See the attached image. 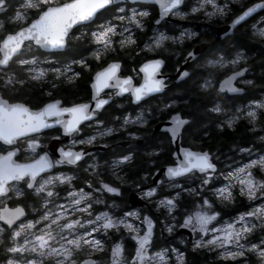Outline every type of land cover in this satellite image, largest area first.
Masks as SVG:
<instances>
[{
  "label": "snow or ice",
  "instance_id": "obj_1",
  "mask_svg": "<svg viewBox=\"0 0 264 264\" xmlns=\"http://www.w3.org/2000/svg\"><path fill=\"white\" fill-rule=\"evenodd\" d=\"M115 3L116 0H70L53 6L50 0H17L16 10L11 19L28 22L17 30L0 36L2 40L0 51L3 52V58L0 59V141L12 145L17 137L36 133L53 125H60L63 134L72 137L82 130V122L88 121L89 127L92 123L97 126L95 133L81 139H70L69 145H91L97 136H107L117 130L103 126L105 122L97 117L98 111L109 102L113 94L108 92L104 94L106 98L101 97L100 92L103 88L117 89L116 95L131 92L133 99L140 101L150 93L159 92L165 87L164 78L162 76L157 78L156 75L163 60L156 58L141 64L139 71L144 76L143 82L138 86L133 84V77L119 75V61L111 60L98 67L93 73L90 101L67 105L62 104L60 99L52 98L36 109L20 101L12 102L14 94L29 81H47L51 89H56L59 83L74 84L81 76V71L75 70L73 64L80 65L83 69L90 67L85 58L72 60L59 67L51 65L42 67L41 65L47 61H41L34 54L24 51L33 44L38 48L60 50L68 47L73 40L87 38L88 42L95 45L90 54L97 62L108 53L115 52L117 46L120 49L135 46L136 37L133 33L137 29L144 28L143 17H147L149 13L143 9L125 11L124 8L117 7L115 14H112ZM183 3L184 0H168L167 3L161 4L162 17L169 12L172 15L183 16L185 13L180 11ZM237 3L238 0H224L222 4H218L216 0H202L200 7H192L191 12L199 11L206 4L211 5V11L205 12L207 16L224 17L231 12L232 18L227 31L232 32L246 25L248 18L258 9H264V0L230 7V4ZM8 7V0H0V11ZM103 13L112 14V19H102L100 23H96L97 17L102 16ZM112 20L119 23H113ZM156 23H159V20ZM73 25H78V28L72 29ZM92 25L94 27H88ZM79 28L87 30L81 32ZM252 28L253 36L264 42V27L257 28L253 24ZM187 35L191 37L195 33H187ZM115 37L119 38L114 39ZM184 37L185 33L170 36L163 32L156 33L154 30L153 36L145 40L143 48L139 50L156 51L167 41L176 43ZM26 56L30 58H25ZM186 59L196 61L198 56L188 52ZM245 59L242 49L235 51L232 59H227L224 55L207 59L206 63L200 66L212 71H207L206 76L202 75L203 82L198 87L201 89L212 87V77L216 70L227 65L235 67ZM13 63L19 65L20 72L12 67ZM49 72L53 73L51 80H48ZM244 72V68L233 71L231 75L226 76L222 87L226 85L227 90L231 92L242 91L233 87L232 81L243 76ZM178 75L181 78L188 77L189 72L185 69ZM246 83L251 82L246 81ZM47 94L53 96L51 90ZM211 111L223 113L224 109L219 103H214ZM241 116L247 120L250 130L255 131L260 126L264 131V100L251 101L246 111L237 108L234 114L225 116L217 126L223 128L226 125L232 128ZM170 119L172 126L167 131L171 133V138L175 142L180 126L187 121L182 119L179 113L173 114ZM143 122L145 121L140 115L135 117L125 115L122 117L120 127ZM258 138L264 140V136ZM35 146L36 140L29 138L28 147L34 151ZM15 151V148L4 150V154L0 155V201L10 200L12 194L17 198L35 195L39 197L45 210L38 219L19 222L18 218L24 216V208L19 203L14 208H9L7 204L0 207V243L8 254L6 264H44L48 258H51V264H98V260L92 258L93 254L105 251L104 237H108L113 231L121 233V236L108 249L106 264H168L167 249L150 251L154 226L150 216L144 215L141 218L140 212L135 209L115 216L108 210L93 208L94 203H103L99 197L93 198L94 193L120 192L118 186H114L101 176L97 170L99 165L94 160L84 167L88 177L84 178L82 183L86 188L74 186L72 183L74 176L63 171L39 175L46 169H52L54 165H78V162H83L86 156L92 159L87 151L74 150L71 146L66 148L62 145L57 149L59 157L54 161L49 159L48 153H44L30 163L14 161ZM179 151L183 159L175 162L174 166L171 164L167 166L163 175L172 178L183 174L194 175L196 172L202 174L198 188L195 186L181 188L179 184L173 185L193 198L184 204L187 214L183 216V222L179 225L181 228H190L194 234H199V238L193 241V248H207L209 251L219 249L217 257L225 262L250 264V257H255L256 264H264V235L256 240L249 239V236L257 230L264 232V199H261L264 198V176L259 175L264 173V155L253 156L251 149L240 148V152H246L248 156L243 157L239 165L230 168L226 173H218L209 152L193 151L188 148ZM173 155L175 156L176 153ZM131 160L132 154L129 152L120 155L111 163V175L121 183L124 182V178L118 175V172L122 165ZM217 175L223 176V181L218 186H209L210 179ZM92 177H95V183ZM20 181L25 185L23 190L17 187L16 183H12ZM57 185H67L62 189L63 197L61 192L56 191ZM234 190H238L239 194L249 201L261 199V202L251 204L229 220L218 221L217 217L220 213L214 205L217 202L225 205L232 203L235 199ZM181 191L156 200L157 209L163 207L168 215L173 214L179 206ZM156 192V187H150L147 191H142V195L152 198ZM197 197L199 199H196ZM77 213L80 215H76ZM172 219L175 220L174 215ZM213 221H216L215 226H210ZM173 227V224L165 225L168 232H172ZM22 232L26 234L22 236ZM5 233H7L6 242ZM123 233H127L130 239L135 241L134 250H126L122 243ZM172 252L176 254L178 262H182L183 253L176 249H172Z\"/></svg>",
  "mask_w": 264,
  "mask_h": 264
},
{
  "label": "flooded vegetation",
  "instance_id": "obj_2",
  "mask_svg": "<svg viewBox=\"0 0 264 264\" xmlns=\"http://www.w3.org/2000/svg\"><path fill=\"white\" fill-rule=\"evenodd\" d=\"M68 1L70 0H55L50 1V3L53 6H57ZM167 2L168 0H116L115 5L112 7V14H115V9L117 7H122L125 11L130 9H143L148 11L149 15L143 17L144 28L142 30L137 29L133 33L136 37L135 46L125 47L124 49H120L117 46L115 52L108 53L99 62L91 56L90 53L95 45L88 42L87 38L73 40L68 47L60 50L38 48L34 44L31 48L24 49L25 52L37 56L39 60L47 61V63L41 65L42 67H48L49 65L52 67H59L64 63L80 58H85L90 67L88 69H83L80 65L73 64L72 67L75 70L81 71V76L76 79L74 84L59 83L56 89H51L50 84L47 81H29L19 90V92L14 94L12 102L20 101L29 105L33 109H36L52 98L60 99L62 104L67 105L90 101L93 91L91 86L93 73L98 67L111 60H118L120 63L118 74L121 76L133 77V84L137 86L143 82L144 74L139 71L141 64L146 60L156 58L163 60V64L160 66L159 71L156 74L157 78L161 76L164 78L165 87L161 91L150 93L140 101H135L131 92L116 95L115 93L118 91L117 89L103 88L100 92L101 97L106 98L104 94L108 92H112L113 94L109 102L98 111L97 117L105 122L103 126L112 127L117 130L107 136H97L96 140L91 145H69L70 139H81L86 135H93L95 133L97 126L92 123V126L89 127V122L85 121L82 122V130L72 137L64 135L60 125H53L49 128L41 129L34 135L18 139L14 146H5L4 150L17 148L19 154L16 159L19 162L33 160L43 153H48L50 160L54 161L59 157L57 149L62 145L66 148L71 146L74 150L84 149L87 151L92 159L86 156L83 158V162H78V165H54L52 170L44 172L41 176L46 173L63 171L74 176V180L72 181L74 186H83L86 188V185H83L82 183L83 179L88 177V173L84 171V167L94 160L99 165L97 170L100 172L101 176L106 181L111 182L114 186H118L120 192L118 194L107 192L94 193L93 198L99 197L103 203H94L93 208L96 210H108L115 216H120L123 212L132 209L138 210L141 218L144 215L150 216L153 219L154 225L153 237L150 242V251L158 252L161 249H167L169 251L168 258L172 257V259L169 260V264H172L175 261L172 249L180 248L177 246V242L179 243V241H183V243H179V246L181 247H187L193 251H197V249H193V242L190 243L187 240L186 235H180L177 233L179 225L183 222V218H178L179 208L175 209L173 214L168 215L166 209L163 207L157 209L155 201L163 196L174 195L175 192L181 191L180 188L173 187L175 184H179L181 188L194 186L198 188L202 174L196 172L194 175L187 174L180 178L170 179L161 173L162 168L169 166L170 164L174 166L176 162V158L173 155L175 148L169 133L155 132V126L159 122L170 118V116L175 113H180L182 117L188 119L187 124L190 123V118L181 112V100L186 96L191 97L197 90L194 88L190 90L181 89L178 85L182 80H193L195 84L194 87L197 86L199 92H210L211 95L213 94L212 102L214 103L217 101L222 109H224L223 114L217 113L221 118L220 122L223 120L224 116H227L232 112L225 111L227 108L223 104L224 99L241 100V104L236 107H240L242 111H246L251 101L262 100L264 98V92L257 94L252 90L250 94H248V91H250L258 82V74L256 71H264V42L258 37L253 36L254 30L252 28L253 24H255L257 28L264 27V9H258L253 13L248 18L246 25H243L238 30H233L216 40L217 30L230 24L232 18L231 12L224 17L219 15L207 16L205 15V12L211 11V5L206 4L204 8L193 13L191 12V8H199L202 0H184V3L180 6V11L185 13L183 16L172 15L171 12H169V14L162 17L161 4ZM216 2L222 4L224 3V0H216ZM257 2L258 0H238L237 4H230V7H238L239 4L249 5ZM8 3L9 7L4 11H0V36L15 31L19 27L26 25L28 22L25 20L13 21L11 17L16 10L17 0H8ZM112 14L103 13L102 16L97 17L96 23H100L102 19H112ZM120 14L123 15L124 13ZM157 20H159V23H156ZM112 22L119 23L115 20H112ZM88 27H94V25ZM77 28L78 26H75L73 29ZM86 30V28H79V31L81 32H85ZM154 30L156 33L163 32L170 36H179L181 33H185V37L183 40H178L176 43L167 41L162 48H159L156 51L139 50L143 48L144 41L153 36ZM187 33H195V35L189 37ZM238 34L241 35L238 36ZM118 38L119 37H115L114 39ZM1 42L2 40H0V45ZM25 43H27V41ZM197 45L203 47L197 54L198 60H191V62L184 67V70L186 69L189 72V76L180 80L181 82L177 81L176 75L179 69L183 67L188 52ZM241 49L245 54V60H241L235 67L227 65L224 68L216 70L212 77V87L208 89H201L198 87V85L203 82L201 78L202 75L206 76L207 71H212V69L205 70V68L200 65H204L207 59H214L218 55H224L227 59H232L235 51ZM13 57H15V54H13ZM2 58L3 53L0 51V59ZM25 58H30V56H26ZM12 67L17 72H20L19 65L13 63ZM240 68H244L246 71L243 76L236 80L235 85L242 88L243 93L239 95H229L228 92H218L217 87L219 82L226 78V76L230 75L233 71H239ZM52 76L53 73L49 72L48 80H51ZM246 81H250L251 83H246ZM50 90L53 92V96L47 94ZM185 101V103H188V100ZM236 107L233 110L234 112L237 109ZM125 115L129 117L140 115L143 117V120L144 118H147V120L143 123H130L121 128L120 124L122 123V117ZM242 118L243 117L241 116L239 121ZM65 119H67V115H65ZM220 122L217 123L219 124ZM238 122L236 124H238ZM236 124L233 127H235ZM216 127L218 130L219 128H228L226 125L223 128ZM255 131L260 133L264 132L261 130L260 126H258ZM187 136L188 133L185 131L184 127L180 132L181 146L193 151L209 152L213 163L217 166L218 173H226L229 168L236 167L241 163L236 159L244 157L236 154V147H233L231 151L226 155H223L220 151L213 152L205 148L206 144L197 142L195 144L190 143ZM29 138H34L36 140L34 151L28 147ZM253 143L257 146L258 142L253 141L250 145ZM256 148L264 151V148L260 146ZM4 150L1 152H4ZM129 152L132 154V160L122 165L118 172V175L124 178V182L121 183L111 175V163L120 155L128 154ZM166 153L169 155L168 160L165 158ZM230 163L233 164L228 167V164ZM92 179L95 183V177H92ZM222 181L223 176H214L210 179L209 186H218ZM12 183H16L17 187L22 190L25 188L23 181ZM65 187H67V185H57L56 191L61 192V197H63L62 189ZM150 187H156L157 192L152 198L143 196L142 191H147ZM133 193L139 196L141 199V205H132L133 202L130 201V196ZM187 196H189L188 193L181 191L178 204H180L182 198ZM238 197L243 198L242 196ZM32 199L38 201L39 205L42 207L41 200L35 195L17 198L14 194H12L10 200L0 201V207L7 204L9 208H14L16 204L19 203L20 206L28 211V219H31L32 213L28 203ZM196 199H199V197ZM212 199L215 198L212 197ZM215 205L217 211L220 213L219 219L223 220L225 216L221 208H219V205L224 206L225 204L217 202ZM42 209L44 211L43 207ZM76 215L80 214L77 213ZM93 215H95V212H93ZM173 215L175 216V220L172 219ZM166 224L174 225L172 232L166 230ZM141 227L143 228V225H141ZM123 235L124 240L122 243L126 250H134L135 241L131 240L127 233H123ZM120 236L121 233L113 231L108 237H104L105 251L94 253L92 258L97 259L98 264H106L108 249L116 240L120 239ZM197 237L196 233L195 239H197ZM6 240L7 233H5V242ZM7 255L8 254L4 251L3 244L0 243V264H6ZM44 264H51V258L46 259Z\"/></svg>",
  "mask_w": 264,
  "mask_h": 264
},
{
  "label": "trees",
  "instance_id": "obj_3",
  "mask_svg": "<svg viewBox=\"0 0 264 264\" xmlns=\"http://www.w3.org/2000/svg\"><path fill=\"white\" fill-rule=\"evenodd\" d=\"M240 35L241 34H238V36ZM256 72L258 74V82L250 91H248V94H250L252 90H254L257 94L264 92V71L259 72V70H257ZM194 85V81L189 79L184 81L182 80V82L178 85V87L183 90H190L194 88L198 91H196L191 97H183L181 100L182 105L180 106L181 112L190 118V123L185 126V131L188 133L187 138L190 143H203L206 144L205 148L210 151H220L223 155H226L229 151H231L233 146H236L237 151L240 147H249L253 141H262L258 138L261 136L262 132L260 133L250 130V126L244 118H242L233 128H219L218 130L216 126L218 125L217 122H220L221 118L217 113L211 111L212 105L218 102L216 101L213 103V94L211 95L210 92L201 93L199 92L197 86L194 87ZM185 100H188V103H185ZM235 100H223V104L227 108L225 111H233L237 105L241 104V100ZM257 145H259V143H257ZM4 148L5 147L0 144V152L3 151ZM165 158H167V160L169 159L168 153H166ZM192 199L193 198L191 196L182 198L178 206L179 219H182L183 216L187 214L184 210V204ZM28 204L30 205L29 207L39 206V202L34 201L33 199ZM247 207H249V205L246 204L244 199L241 197L235 198L232 204L230 203L224 206L219 205V208H221L225 217L243 211ZM177 246L180 247L181 252H183V261L178 262L175 260L172 264H238V262L235 261L225 262L223 259L218 258L215 253L206 248H198L197 251H193L190 248L179 246L178 242ZM250 264H256L255 257H250Z\"/></svg>",
  "mask_w": 264,
  "mask_h": 264
},
{
  "label": "water",
  "instance_id": "obj_4",
  "mask_svg": "<svg viewBox=\"0 0 264 264\" xmlns=\"http://www.w3.org/2000/svg\"><path fill=\"white\" fill-rule=\"evenodd\" d=\"M68 2H70V1H68ZM229 25H230V24H229ZM229 25H227V26H225V27H222V28H219V29L217 30L218 32H217V34H216V40H218V39H220L221 37L225 36L226 34L230 33V32L227 31V29L229 28ZM75 26H78V25H73V26H72V29H73ZM72 29H70V31H71ZM25 42H26V41H25ZM1 45H2V42H1ZM202 48H203L202 46L197 45V46H195L190 52H193L194 54L197 55V54L202 50ZM2 53H3V52H2ZM190 62H191V59H186V61H185L184 64H183V67L179 69V71H178V73H177V75H176L177 81H180V80H182L183 78H185V77H183V78L179 77L178 74H179V72L184 71V67H185L187 64H189ZM245 71H246V70H245ZM244 74H245V72H244ZM244 74H243V75H244ZM230 75H231V74H230ZM238 78H239V77H238ZM238 78H236V80H237ZM225 79H226V78H224L223 80H221V81L219 82V84H218V91H220V92H225V91H227V92L230 93L231 95H236V94H242V93H243V90H242V91H239V92H231V91H228L226 85H224V86L222 87V82H223ZM236 80H233V81H232V86L238 88V86L235 85ZM180 117L182 118L181 115H180ZM170 118H171V117H170ZM170 118H168L167 120H164V121L159 122L158 124H156L155 129H157V130H161V131H167V129L170 128V127L172 126V122H171V119H170ZM182 119H184V118H182ZM184 120H186L187 123H188V119H184ZM187 123H185V124H183V125L180 126V130H179L178 138L175 140V142H173V140H172L173 146H174V148H175V152H174V153H176V155L174 156V157L176 158V162H177L178 160H182V159H183V156L180 154V151H179L180 149H183V147H182L181 144H180V132H181V130L186 126ZM167 132H168V131H167ZM36 133H37V132H36ZM36 133H27V134H25V136L17 137V138H15V140H14V142H13L12 145H7V144H5L3 141H0V143H1L3 146H6V147H12V146H14V145L16 144V141H17L18 139H20V138H24V137H27V136H30V135H34V134H36ZM168 133H169V132H168ZM169 134H170V136H171V133H169ZM171 139H172V138H171ZM15 149H16V151H15V154H14V156H13V160H14V161H16V162H18V163H30V162L32 161V160H30V161H26V162H19V161H17L16 158H17V156H18V154H19V150H18L17 148H15ZM2 154H4V152H1V153H0V155H2ZM43 154H44V153H43ZM41 155H42V154H41ZM210 158H211V156H210ZM49 159H50V158H49ZM166 167H167V166H166ZM166 167L162 168V170H161V173H162V174L164 173ZM50 170H52V169H46L45 172L50 171ZM43 173H44V172H43ZM43 173H40L39 175L41 176ZM185 175H187V174H183V175H181V176H177V177H172V178H170V179L180 178V177H183V176H185ZM38 178H39V177H38ZM168 178H169V177H168ZM130 201L133 202V203H132L133 206L141 205V203H140L141 199L139 198V196H138L137 194H134V193L131 194V196H130ZM22 208H23V207H22ZM26 215H27V213H26V211H25V209H24V216L19 217V218H18V221H20L21 219L25 218ZM177 233L180 234V235H186V238L189 240L190 243L193 242V239H194V237H195V234L191 231L190 228H181V227L179 226Z\"/></svg>",
  "mask_w": 264,
  "mask_h": 264
},
{
  "label": "rangeland",
  "instance_id": "obj_5",
  "mask_svg": "<svg viewBox=\"0 0 264 264\" xmlns=\"http://www.w3.org/2000/svg\"><path fill=\"white\" fill-rule=\"evenodd\" d=\"M50 1H55V0H50ZM57 1V0H56ZM215 89H216V87H215ZM262 100H264V98L262 99ZM239 109H240V107H238ZM235 112L234 111H232L231 112V114H228V115H232V114H234ZM223 114V113H222ZM227 115V116H228ZM225 118V116L223 117V119ZM147 120V118H144V121H146ZM239 120H237V122H238ZM236 122V123H237ZM235 123V124H236ZM234 124V125H235ZM155 132H167V131H161V130H157V129H155ZM168 133V132H167ZM261 136H264V132L263 133H261ZM259 143V145H257V146H255L254 144L255 143H253L252 145H250V147H246V148H248V149H251V151H252V154H253V156H255V155H257V154H262V155H264V151H261V150H259L258 148H256V147H258V146H260V147H262V148H264V140H262V141H260V142H258ZM233 147H236V146H233ZM236 154H238V155H242V156H244V157H247L248 156V153H242V152H240V149L239 150H237L236 151ZM237 161H240V162H242V158H237L236 159ZM234 163V162H233ZM233 163H230V164H228V167H230L231 166V164H233ZM230 169V168H229ZM259 175H262V176H264V173H260ZM234 196H235V198H237L238 196H241L240 194H239V192H238V190H234ZM243 197V196H242ZM244 198V202L246 203V204H248L249 206L251 205V204H253V203H259V202H261V199H264V198H261V199H257L256 201H249V200H247V198L246 197H243ZM50 207V206H49ZM214 207H215V209H216V205H214ZM31 213H32V217H31V219L32 220H35V219H38V217H39V215L43 212V209H42V207L39 205V206H35V207H32L31 209ZM45 210V209H44ZM54 210V209H53ZM217 210V209H216ZM236 214H234V215H230V216H228V217H225L223 220H229V218L230 217H232V216H235ZM217 220L218 221H220V219H219V216L217 217ZM26 222V221H25ZM230 222V221H229ZM215 224H216V221H213V222H211V224H210V226H215ZM26 234V232H22V236L23 235H25ZM262 235H264V232H261L260 230H257V231H255L251 236H249V239L250 240H256V239H258L260 236H262ZM197 238H199V234L197 233ZM119 240V239H118ZM116 242V241H115ZM179 243H183V241H180ZM192 248V247H191ZM199 248V247H198ZM198 248H193V249H198ZM207 249V248H206ZM176 250L178 251V252H180V253H182L181 252V249L180 248H176ZM219 251V249H217V250H215V251H211V252H214L216 255H217V252ZM174 254V259L176 260V261H178L177 260V256H176V254L175 253H173ZM25 255H28L27 253H25ZM167 256L169 257V251H167ZM170 259H172V257L171 258H168V261L170 260ZM183 261V260H182ZM170 263V261L168 262V264Z\"/></svg>",
  "mask_w": 264,
  "mask_h": 264
}]
</instances>
